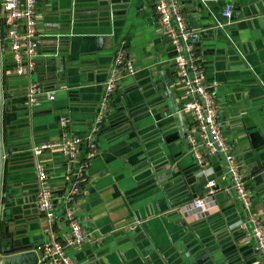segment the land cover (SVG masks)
I'll return each mask as SVG.
<instances>
[{
    "label": "crops",
    "instance_id": "obj_1",
    "mask_svg": "<svg viewBox=\"0 0 264 264\" xmlns=\"http://www.w3.org/2000/svg\"><path fill=\"white\" fill-rule=\"evenodd\" d=\"M227 3L231 16L224 18ZM181 6L188 26L200 31L205 82L213 85L223 134L264 222V0H181ZM35 22L40 43L29 78L13 71L0 20V97L10 94L14 114L6 120L4 112L1 127L0 192L6 195L9 183L12 203L6 208L0 202V223L8 221L14 234L0 251V264H36L34 248L47 222L36 207L31 145L58 138L63 115L69 133L89 129L119 47L134 72L118 82L76 195L75 213L88 237L68 250L73 262L178 264L186 253L175 257L177 249L199 245L207 254L204 264H264L249 231L238 224L244 211L228 189L222 157L207 159L214 182L209 188L189 152L190 118L181 110L187 94L154 0H37ZM30 79L40 91L36 103L20 110ZM39 159L59 193L66 184L64 157L51 150ZM209 190L206 208L195 207L193 200ZM59 212L53 229L61 237L68 226Z\"/></svg>",
    "mask_w": 264,
    "mask_h": 264
},
{
    "label": "built area",
    "instance_id": "obj_2",
    "mask_svg": "<svg viewBox=\"0 0 264 264\" xmlns=\"http://www.w3.org/2000/svg\"><path fill=\"white\" fill-rule=\"evenodd\" d=\"M158 24L164 38L174 49L173 64L178 82L187 94V100L181 110L188 113L190 125L185 131L189 152L199 167V173L205 177V185L214 184L212 168L207 159L220 155L224 161L223 176L229 179L228 189L234 193L244 211L239 226L247 228L252 239L253 249L264 260V222L257 213L254 197L247 185L232 144L223 134L221 120L213 85L205 82L202 54L197 48L200 31L189 27L182 10L181 0H154ZM0 20L3 23V41L11 56L13 71L17 75L31 78L35 69V56L40 43V33L36 28L37 0H0ZM231 4L224 5L222 16H231ZM133 65L123 57V48L119 47L113 56L112 64L97 104L95 115L89 129L82 134L67 131V116L60 117L62 133L58 138L40 141L31 145L35 156L36 207L44 216L47 226L42 239L35 245L39 257L36 264H75L68 250L80 246L88 237L76 216L74 205L76 195L83 189L87 177L88 160L95 154L97 138L103 121L113 99L122 74L133 73ZM40 88L37 82L29 80L27 103H36ZM49 98H52L49 96ZM57 150L64 157L62 178L65 187L54 193L49 180L51 175L46 165L39 159L44 153ZM206 196L193 200V205L206 208ZM59 209V210H57ZM57 211L62 213L68 230L58 237L53 229Z\"/></svg>",
    "mask_w": 264,
    "mask_h": 264
},
{
    "label": "water",
    "instance_id": "obj_3",
    "mask_svg": "<svg viewBox=\"0 0 264 264\" xmlns=\"http://www.w3.org/2000/svg\"><path fill=\"white\" fill-rule=\"evenodd\" d=\"M27 94V92H26ZM10 94H5V96H3L4 98H6L5 100L2 101V97H0V186H2L3 184V176H2V167H3V156H2V146H3V139H2V131H1V127H2V117H3V113L5 112L6 114V120H8L12 114V116H14V114L11 112V104H10ZM8 97V98H7ZM27 95L23 98H21L20 102H22V106L20 110H27L28 108V103H27ZM63 116H67V115H63ZM62 117V116H61ZM35 184V183H34ZM9 183H6V188L7 189V194L4 196H1V192H0V202H2L4 200V205L6 208L11 206L12 201L10 200V195H9ZM8 221L3 220V228H2V233H1V247H0V251H4L3 246L6 245L9 242V238L8 237H12L13 238V234L14 231L10 230L7 226ZM142 226H145V223H143L141 226H135L134 229H141ZM20 240L19 239H13V243L15 244V246H20L21 244H19ZM14 246V247H15ZM190 250L188 251H183L185 250V248H181V249H177L175 251V257H178V254H185L181 257V260L178 264H204L205 259L207 258V254L202 255V248L201 246H197V248L194 250L191 247L189 248ZM150 251V250H149ZM151 252V251H150ZM195 252L197 253V255L195 254ZM191 254V255H190ZM201 256V257H200ZM166 262L170 263V260L166 257ZM160 262H157V264H159ZM144 264V262H143Z\"/></svg>",
    "mask_w": 264,
    "mask_h": 264
},
{
    "label": "flooded vegetation",
    "instance_id": "obj_4",
    "mask_svg": "<svg viewBox=\"0 0 264 264\" xmlns=\"http://www.w3.org/2000/svg\"><path fill=\"white\" fill-rule=\"evenodd\" d=\"M35 186H36V185H35ZM1 222H3V221H1ZM1 224H2V223H0V243H1V233H2V228H3V227L1 226ZM0 247H1V245H0Z\"/></svg>",
    "mask_w": 264,
    "mask_h": 264
}]
</instances>
